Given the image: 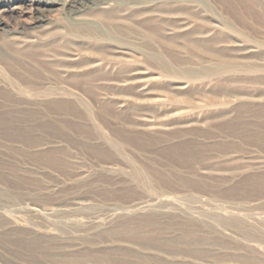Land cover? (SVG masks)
I'll list each match as a JSON object with an SVG mask.
<instances>
[{"label":"rangeland","instance_id":"obj_1","mask_svg":"<svg viewBox=\"0 0 264 264\" xmlns=\"http://www.w3.org/2000/svg\"><path fill=\"white\" fill-rule=\"evenodd\" d=\"M65 16L0 52V264H264V0Z\"/></svg>","mask_w":264,"mask_h":264},{"label":"bare ground","instance_id":"obj_2","mask_svg":"<svg viewBox=\"0 0 264 264\" xmlns=\"http://www.w3.org/2000/svg\"><path fill=\"white\" fill-rule=\"evenodd\" d=\"M14 2H20L18 5L3 4L0 2V18L10 13L12 15L18 16V14L29 13V17L34 19L32 22L23 21L19 23L18 28L6 27L5 39L0 41V52H20L26 50L29 46H32L35 41V37H42L41 31L25 33L27 29H34L46 22L45 11L49 9H59L65 11L66 16L63 20V28L66 31L80 35L82 37H87L94 41L108 40V42H121L127 43L123 36L117 35L121 32V27L110 26L109 29H104L98 26L96 23L90 21L87 18L82 17L84 14L96 15L104 13L107 9L113 6V1L115 0H13ZM127 3L133 0H123ZM21 10V11H19ZM15 17V16H14ZM27 18V17H26ZM28 19V18H27ZM29 21V19H28ZM49 22V20H48ZM47 23V22H46ZM45 30V29H43ZM112 56L114 54H111ZM73 55H68V60L74 61ZM98 60L91 61V64ZM155 64L159 68L167 67V62L160 58L155 57ZM94 65V64H93ZM96 65V63H95ZM99 66L103 65L99 63ZM125 81L134 82L144 80L141 74L135 73L133 70H129Z\"/></svg>","mask_w":264,"mask_h":264}]
</instances>
